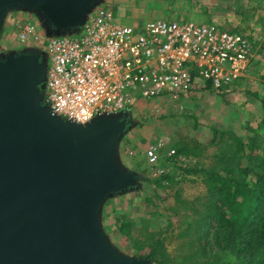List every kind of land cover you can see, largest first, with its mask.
Instances as JSON below:
<instances>
[{
  "label": "water",
  "instance_id": "water-1",
  "mask_svg": "<svg viewBox=\"0 0 264 264\" xmlns=\"http://www.w3.org/2000/svg\"><path fill=\"white\" fill-rule=\"evenodd\" d=\"M103 2L0 0V33L22 11L45 39L63 37ZM25 46L0 59V264H151L120 250L102 222L106 199L138 191L145 178L121 153L128 109L62 119L44 100L45 48Z\"/></svg>",
  "mask_w": 264,
  "mask_h": 264
},
{
  "label": "rangeland",
  "instance_id": "rangeland-1",
  "mask_svg": "<svg viewBox=\"0 0 264 264\" xmlns=\"http://www.w3.org/2000/svg\"><path fill=\"white\" fill-rule=\"evenodd\" d=\"M102 4L112 11L114 20L133 25L151 19L215 22L219 27L247 35L255 50L246 76L228 92L216 91L205 84L180 94L177 100L169 99L167 95L144 99L136 93L134 103L127 108L133 124L120 143L124 161L130 164L136 159L143 167L149 144L167 138L169 145L162 149L163 161L166 162L170 148L174 147L178 152L167 174L173 182L162 180L160 187L149 182L150 174L144 175L138 191L106 199L102 222L117 247L133 255L120 243L117 232L109 227L120 215L129 216L137 223L145 220L152 229L164 232L167 251L175 256L185 249L181 242L189 238V235H179L192 218L187 208L192 205L202 207L207 197L206 181L201 173L191 169L216 163L224 141L220 140V132L233 131L246 141L260 123L264 53L260 52L259 46L264 38V0H104ZM20 17L37 22L33 14L11 11L0 33V53L26 49L27 44L40 45L18 41L14 20ZM37 25L43 35L42 24L37 22ZM80 31L82 27L78 31L59 33L74 37ZM42 49L44 51V46ZM180 146L187 150L178 151ZM148 198L151 200L147 201ZM151 264H154L153 260Z\"/></svg>",
  "mask_w": 264,
  "mask_h": 264
},
{
  "label": "built area",
  "instance_id": "built-area-1",
  "mask_svg": "<svg viewBox=\"0 0 264 264\" xmlns=\"http://www.w3.org/2000/svg\"><path fill=\"white\" fill-rule=\"evenodd\" d=\"M107 7H95L74 37L45 39L29 17L14 20L18 41L42 44L48 54L44 100L62 119L85 123L127 109L136 93L177 100L205 84L228 92L255 56L247 35L215 22L151 19L138 26L117 22ZM168 142L161 138L146 149L151 178L166 176L178 156L172 147L163 161Z\"/></svg>",
  "mask_w": 264,
  "mask_h": 264
},
{
  "label": "trees",
  "instance_id": "trees-1",
  "mask_svg": "<svg viewBox=\"0 0 264 264\" xmlns=\"http://www.w3.org/2000/svg\"><path fill=\"white\" fill-rule=\"evenodd\" d=\"M259 48L264 53V38ZM259 100L260 123L246 141L233 131L220 132L224 141L216 163L191 169L202 174L207 197L202 207L187 208L192 218L179 234L189 235L181 242L185 249L173 256L162 230L152 229L145 220L116 216L109 229L117 232L127 251L149 256L154 264H264V98ZM162 180L173 182L169 175L149 182L162 187Z\"/></svg>",
  "mask_w": 264,
  "mask_h": 264
},
{
  "label": "crops",
  "instance_id": "crops-1",
  "mask_svg": "<svg viewBox=\"0 0 264 264\" xmlns=\"http://www.w3.org/2000/svg\"><path fill=\"white\" fill-rule=\"evenodd\" d=\"M117 22H119V21H117ZM119 23H121V22H119ZM145 23V22H144ZM127 24V23H126ZM143 24V23H142ZM142 24H140V25H142ZM136 25H138V24H136ZM139 26V25H138ZM199 88H202V86H194L190 91H192L193 89H195V90H197V89H199ZM121 152H122V150H121ZM145 154V153H144ZM124 155V154H123ZM145 158V164H144V166L142 167V165H138V164H140L139 162H137V160L136 159H133V163H128V161H127V164H126V166H128L129 168H131V169H133V170H135V171H137L138 173H140L141 175H149L150 174V168H149V162L147 161V158L146 157H144ZM126 193H128V192H126Z\"/></svg>",
  "mask_w": 264,
  "mask_h": 264
},
{
  "label": "flooded vegetation",
  "instance_id": "flooded-vegetation-1",
  "mask_svg": "<svg viewBox=\"0 0 264 264\" xmlns=\"http://www.w3.org/2000/svg\"><path fill=\"white\" fill-rule=\"evenodd\" d=\"M24 51H25L24 49H14V50H11V51H3V52L0 53V59H2L4 56L12 54V53H21V52H24Z\"/></svg>",
  "mask_w": 264,
  "mask_h": 264
}]
</instances>
